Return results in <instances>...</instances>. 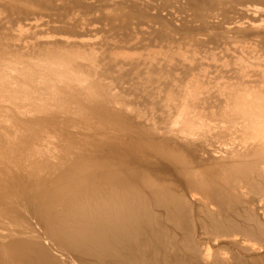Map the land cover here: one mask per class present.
Masks as SVG:
<instances>
[{"label":"bare ground","instance_id":"6f19581e","mask_svg":"<svg viewBox=\"0 0 264 264\" xmlns=\"http://www.w3.org/2000/svg\"><path fill=\"white\" fill-rule=\"evenodd\" d=\"M18 1L22 0L15 2ZM48 1L29 0L30 7H33L30 10L23 9L21 3L18 7L8 3L9 12L0 18V29L10 27L8 24L13 19L16 22L27 20L31 14L34 19L36 10H32L44 8ZM0 4L2 6L5 2L0 0ZM1 39L2 36L0 264H168V254L175 246L169 234L172 229L167 228L158 216L165 217L166 221H175L176 215L186 216L188 207L190 213L192 206H205V199L211 195L236 194L246 187L247 182L239 179L241 177L234 178L236 174L232 175L240 166H244L246 172L264 173V65L251 62V54L234 56L236 59H232L238 67L232 69V75L225 79L220 76L218 80L211 78V81H206L209 73L204 82L201 80L203 76L200 80L189 77L192 80L183 82L179 95L173 92L177 96L171 95L173 89L168 87L171 84L168 83L166 89L163 83L166 95L171 90L166 97L162 94L165 99L161 97L168 114L156 117L145 109L147 115L137 119L136 116L142 112L136 108V103L140 102L138 92L129 93L127 97L125 92L114 86L115 82L114 85L104 83V79L97 76L98 69L93 71L96 56L85 50L87 43L84 39L63 37L62 41L70 46L69 49H64V45L63 49L49 45L45 49L33 47L29 52L21 51V48L18 50V46L16 50H10L11 47L8 49ZM26 46L22 49L27 50ZM79 63L87 67L82 68ZM133 70L129 72L132 79ZM159 71L155 74L161 78L162 74L159 76L158 73L163 71ZM224 98H232L235 107L230 109L229 104L223 102L224 105L214 111L208 109L216 105H200L208 99ZM87 118L108 120L115 133L89 132L93 123ZM189 121H197L202 129L186 134L185 127ZM211 121H215L216 125H209ZM99 122L97 126L102 125ZM128 136L136 141H133L134 147L120 141ZM130 140L127 141L130 143ZM259 191L264 192V185ZM156 208L160 209L156 211ZM175 225V230L182 229V223L176 221ZM182 238V248L191 253V264H208L210 251L200 252L194 243H189L186 233ZM161 242L164 243L162 248L158 247ZM250 246L253 251H258L254 244ZM158 256H162L159 262ZM213 264L229 263L224 259L222 262L215 259Z\"/></svg>","mask_w":264,"mask_h":264},{"label":"rangeland","instance_id":"374dc122","mask_svg":"<svg viewBox=\"0 0 264 264\" xmlns=\"http://www.w3.org/2000/svg\"><path fill=\"white\" fill-rule=\"evenodd\" d=\"M3 1L5 2V4H3L4 6L2 5L4 8L0 4L1 6L0 18L7 16V13L9 12L8 8L10 7V5L17 7L21 5V7L23 6L22 8L25 10H27L28 8H29L28 10L33 8L30 7L31 4L28 3L29 0L28 2L23 0L21 2L19 1L15 2L16 0H3ZM52 1L53 0H49L44 8H37L32 10V12H34L35 10L37 11L34 12L35 13L34 19L31 14L29 15L30 21L29 19L27 20L19 19L22 22L19 20L16 22V20L13 19L12 22L8 24V26H10L11 28L8 26H7L8 28L5 29L1 28L0 37L2 36L1 39L2 43L6 42L7 48L11 47L10 50H13L14 48L16 50V46H18L19 47L18 50H20L21 48V51L29 52L33 50V47L35 48L38 46L37 49H41V48L45 49L46 47L48 48L49 45L51 46L56 45V46H52V48L56 47L57 49L62 48V46L64 45L63 46L64 49L67 48L69 49L70 46H68L67 44L65 45V43H63L62 41L63 37L69 39V37L71 36L70 37L71 39L69 40L81 39V38L82 40L84 39V42L86 41L85 43H87V47H85V50L87 52L88 51L93 52L94 55L96 56V60L93 62L94 63L93 67L96 68L93 69V71L98 69L99 73L97 72L98 73L97 76L100 75L99 77L102 80L104 79L103 80L104 83H108V84L112 83V85H114L115 82L116 84L114 86L120 88L119 90L122 93L125 92L127 97H128L127 94L129 93L138 92L137 95H139L138 99L140 100V102L136 103L138 104V107L136 106V108L141 109L142 112L141 114H138V116H136L137 119L140 116L145 117L147 115V111H146L147 109L151 111V112L148 111L149 114L154 113L156 117L166 116L169 110L167 109L166 103L164 101L165 99L164 97H166L168 94H171V92L172 93L174 92L175 94L179 95L181 93L179 88H181V86L185 83L184 81L187 82L188 80H192L196 78L200 80L202 76L204 77V78L202 77L203 79H201L203 81L205 77L208 78L207 76L208 73L210 79L208 78L209 79L208 80L206 78L207 79V80L205 79L206 81H211V78L213 79V81L218 80L220 76L223 77L224 79L225 77H230V75H232L233 72V71L231 72V70L236 69L238 67L236 66L237 64L235 63L236 61L234 60L236 58L234 56L240 53L244 55L251 54L252 55V58L250 59L251 62L264 65V54H263L264 53V41H263L264 40V0H198V1L197 0H154V1L153 0H75V2L79 4H76L72 0H54L53 2ZM22 2L24 3L22 4ZM26 2L29 5L25 4ZM8 3H10V5ZM18 3L21 4L19 5ZM48 7L49 8L53 7V8L48 9ZM244 7L246 8V10ZM254 20L256 21L254 22ZM240 27L241 29H239ZM250 32H252V34ZM3 33L5 35H3ZM55 33L57 34V36ZM54 41L56 42V44H53ZM34 43L36 46L33 45ZM26 45H28L29 47ZM25 46L27 50H23L25 49L23 48ZM151 52H155V53H151ZM114 54L116 55L114 56ZM139 56H141L142 58ZM181 56L182 58H180ZM253 57H255V59ZM134 58L138 60V62ZM99 61L101 62V64ZM115 62L117 64V67ZM142 62L145 63L142 64ZM79 65L80 67L82 66V68L87 67V65L84 63H79ZM122 65L124 67H122ZM247 65L251 66V64L248 63ZM161 66L163 67L162 69L160 68ZM189 66H191V68H189ZM157 67L159 70L164 72V73L163 72L158 73V75L161 76L160 74H162L163 76L166 72L165 75L169 73L168 74L169 76H167L168 78L165 75L163 76L164 79L162 76L161 78L158 77L155 74V72L156 73L158 72ZM124 68L125 70H123ZM146 68H148V70ZM186 68L188 72L186 71ZM120 69H122V71ZM189 69L192 70L189 71ZM130 70H133V73L131 75L132 77L134 76L136 80L134 79V77L133 79L131 78ZM143 70L145 72L150 70L148 72L149 74L147 72L145 74ZM227 70H230V72L229 71L227 72ZM135 71L136 72L138 71L141 75L138 72H137L138 74L135 73ZM142 72L144 73L145 76L143 75ZM153 74L155 76H153ZM193 74L194 77H191L193 76ZM198 75H200V78ZM136 76L138 78H136ZM185 77L188 78L186 79ZM189 77L192 79H189ZM215 77L217 79H215ZM182 78H184L183 81L180 80ZM148 79H150L151 81ZM156 79L159 80L158 84ZM105 80H107L108 82ZM153 80L154 82H152ZM178 80H180V83H178ZM149 81L152 84H150ZM146 82L148 83L146 84ZM163 83L166 86V89L168 83L169 85L171 84V86H168L169 89L171 88L173 89L172 91L168 90L171 92L167 91V95L165 94L166 90H164L165 86H163ZM143 84L144 86L150 85L147 87L149 91L151 90L149 93L147 92L148 91L147 88H145L146 86L144 87ZM153 84H155L154 85L155 89H157L158 86H160V88H158L157 91L155 89L152 90L154 88ZM136 86H140L141 89L143 88L145 89L140 90V88ZM121 87H124V89ZM137 88H139V90ZM152 91H155L157 93L155 92L152 93ZM146 92L148 95L146 94ZM174 93L171 95H175ZM162 94L163 95L165 94V96L163 97ZM129 97L132 96L130 95ZM161 97H163L164 99ZM160 100L163 101L160 102ZM193 101H195V99H193ZM223 102L228 103L230 109L235 107L232 98H227V99L224 98L223 100L208 99L204 102V104H200V105L202 106L207 104L216 105L215 107H212V109H208V110L216 111L221 105H224ZM139 105L141 108L139 107ZM87 119H88L87 121H89L91 124L93 123L90 127L91 129H89V132L94 131V132H101L102 134H110V135L111 133L112 134L115 133L114 126H112L108 120H106L108 121L106 122L105 120L102 121V120H97L95 118H87ZM92 119H94L95 121ZM97 122L101 123L102 125L106 124L104 125L106 127L102 125L97 126ZM107 124L112 126L113 132L111 131V127L108 126ZM209 125L211 126L216 125V122L211 121L209 122ZM200 127L202 126L197 121H189L187 126L185 127V133L188 134V133L198 132L202 129ZM69 128L70 127H68V129ZM105 128L108 130L107 132ZM129 138L131 139L130 140L131 144L128 142ZM120 141L123 142L125 145L127 144V146L129 145L133 147L135 146L136 143V141L132 139V137L130 136L124 137ZM133 141H135V143ZM236 169L237 170H235V173L232 175L234 176L236 174L234 176V178L236 179L241 177L239 179H242L244 181L247 180V182L245 183L246 187L244 186L242 188L246 192L243 193V190L239 189L237 193L234 195H229L224 193L222 194L220 193L221 196L220 194L211 195L213 198L209 196L208 199H205L207 200L206 205L210 204V202L212 203L211 205H208L211 208V212H209L210 208L207 207L206 205H205L206 208L205 206L202 207L192 206L193 210H191L190 208V213L188 212L189 211V207H188L186 212L187 217L186 216L183 217L187 221H185V219H183L181 216L176 215L177 217L176 216L174 217L173 215V217L177 219L175 221L174 219L172 221L167 220L168 221L167 222L165 217L162 218L163 216H158L162 219L164 225H166L167 228L172 229L169 234L172 237L175 246H173L172 249L173 251H170L169 252L170 254H168V256H170L167 258L168 264H172V262L173 264H191V260H190L191 253H189L188 250L183 249L181 246L182 242H184L182 238V235L184 233L188 235V238L190 239L189 243L191 244L194 243L193 245L196 246L200 252L210 251L208 252L210 256L209 260L212 261L210 262L208 260V264L209 262L213 264L215 259L218 262H222V260L224 259L225 262L229 264L232 263L233 264H264V201H263L264 192L259 191V188L264 185V173L263 174L256 173L254 170L250 172H246L244 166H240ZM251 179L253 180V182ZM239 194L242 195V197H240ZM215 196L217 197L220 196L222 199L219 197L216 198ZM223 197L226 199L223 200L224 199ZM220 199L224 204L220 205L221 204ZM216 203L220 206H216L215 205ZM213 208L214 210H212ZM157 209L159 210L160 208H156L155 210L158 211ZM159 212L161 213V210ZM176 221L177 223L180 224L182 223V229L175 230V227L177 226L175 225ZM215 226H219V228L215 229L214 228ZM235 235L236 237H234ZM202 237H204L206 240ZM214 237H216V239ZM217 238L219 240H217ZM232 238L235 239H233L234 241L230 243L229 241ZM236 239L239 241V243L238 241H236ZM235 241L237 244L235 243ZM161 244L159 243L158 247L162 248L164 243L161 242ZM250 244L252 245L254 244L255 247L257 246L258 251L257 249L256 251L250 249L249 248L251 247ZM210 247L212 248V250ZM218 250L221 251L222 254L219 253ZM215 253H217V255ZM215 256L218 257L216 258ZM158 257L159 258L157 261L159 262L161 261L162 256H158Z\"/></svg>","mask_w":264,"mask_h":264}]
</instances>
